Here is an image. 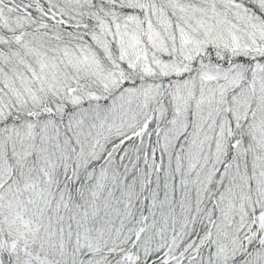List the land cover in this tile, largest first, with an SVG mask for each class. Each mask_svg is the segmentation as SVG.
Segmentation results:
<instances>
[{"label": "snow or ice", "instance_id": "6c2138e0", "mask_svg": "<svg viewBox=\"0 0 264 264\" xmlns=\"http://www.w3.org/2000/svg\"><path fill=\"white\" fill-rule=\"evenodd\" d=\"M0 264H264V0H0Z\"/></svg>", "mask_w": 264, "mask_h": 264}]
</instances>
